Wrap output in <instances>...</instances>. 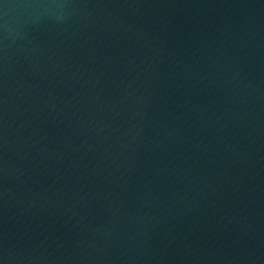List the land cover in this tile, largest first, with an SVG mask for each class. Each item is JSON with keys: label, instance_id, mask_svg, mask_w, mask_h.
<instances>
[{"label": "water", "instance_id": "95a60500", "mask_svg": "<svg viewBox=\"0 0 264 264\" xmlns=\"http://www.w3.org/2000/svg\"><path fill=\"white\" fill-rule=\"evenodd\" d=\"M264 213V0H0V264H173Z\"/></svg>", "mask_w": 264, "mask_h": 264}]
</instances>
